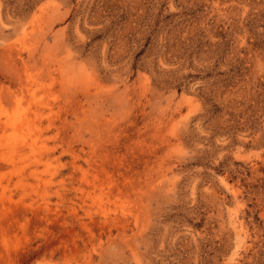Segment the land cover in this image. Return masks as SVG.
<instances>
[{"label":"rangeland","instance_id":"374dc122","mask_svg":"<svg viewBox=\"0 0 264 264\" xmlns=\"http://www.w3.org/2000/svg\"><path fill=\"white\" fill-rule=\"evenodd\" d=\"M0 264H264V0H0Z\"/></svg>","mask_w":264,"mask_h":264}]
</instances>
